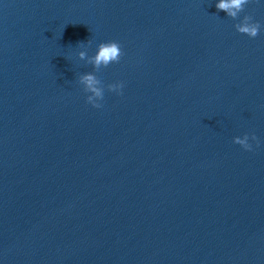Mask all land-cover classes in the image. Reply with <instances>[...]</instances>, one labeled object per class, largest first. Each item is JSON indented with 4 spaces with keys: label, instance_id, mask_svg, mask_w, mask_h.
I'll return each mask as SVG.
<instances>
[{
    "label": "clouds",
    "instance_id": "1",
    "mask_svg": "<svg viewBox=\"0 0 264 264\" xmlns=\"http://www.w3.org/2000/svg\"><path fill=\"white\" fill-rule=\"evenodd\" d=\"M249 3V0H219V3L216 4L217 10L225 11L232 19H237L239 14L244 11L245 5ZM236 30L239 33L247 34L250 38H255L260 30L261 23L259 21H255L251 15H244L242 20L234 25ZM90 43V41H89ZM85 42L79 41L77 45L83 46ZM80 57L83 58L85 53L80 52ZM123 55V51L121 45L118 41L110 40L106 42H100L97 46V51L94 57L92 58V63L94 67L99 70L101 66L107 67L109 64L114 62H119L121 56ZM80 82L83 83L85 87V91L91 92L92 95H88L86 97V101L93 105V107L100 108L102 104L93 100V96L99 98L100 101L104 98V90L100 87H97L100 84V80L94 76L93 74H84L80 77ZM123 88V82H117V84H109V91H116L120 94V90ZM249 135L246 133L245 138L243 140L234 141V143L240 144L246 150H251V145L247 142ZM252 139L257 140V144L259 141L255 134H252Z\"/></svg>",
    "mask_w": 264,
    "mask_h": 264
}]
</instances>
